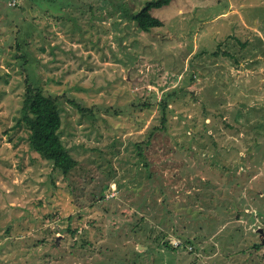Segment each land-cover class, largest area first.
<instances>
[{
	"label": "rangeland",
	"instance_id": "obj_1",
	"mask_svg": "<svg viewBox=\"0 0 264 264\" xmlns=\"http://www.w3.org/2000/svg\"><path fill=\"white\" fill-rule=\"evenodd\" d=\"M148 1L0 0V264H264V0H172L144 32ZM28 81L67 175L13 129Z\"/></svg>",
	"mask_w": 264,
	"mask_h": 264
},
{
	"label": "trees",
	"instance_id": "obj_2",
	"mask_svg": "<svg viewBox=\"0 0 264 264\" xmlns=\"http://www.w3.org/2000/svg\"><path fill=\"white\" fill-rule=\"evenodd\" d=\"M171 1L151 0L146 2L144 7L133 15V20L137 23L139 29L144 32H150L152 29L163 27L164 22L155 17L152 11L169 5ZM214 55H217V53ZM26 56L27 54L25 53L23 57L28 61ZM27 83L28 87L22 115L13 129L22 128L26 133L30 148L41 158L51 162L54 170L67 175L77 167L78 162L72 157L60 135L63 118L59 107V99L47 96L38 86L29 84V81ZM164 101L160 102L163 107L162 127L156 130H167L168 105ZM82 111L85 110L82 109ZM189 243H192V241H189ZM164 247L169 251L175 250L168 242L164 243ZM261 247L262 244L255 245L256 250Z\"/></svg>",
	"mask_w": 264,
	"mask_h": 264
},
{
	"label": "built area",
	"instance_id": "obj_3",
	"mask_svg": "<svg viewBox=\"0 0 264 264\" xmlns=\"http://www.w3.org/2000/svg\"><path fill=\"white\" fill-rule=\"evenodd\" d=\"M176 245L178 246L179 244H178V243H176Z\"/></svg>",
	"mask_w": 264,
	"mask_h": 264
},
{
	"label": "water",
	"instance_id": "obj_4",
	"mask_svg": "<svg viewBox=\"0 0 264 264\" xmlns=\"http://www.w3.org/2000/svg\"><path fill=\"white\" fill-rule=\"evenodd\" d=\"M262 233V232H261Z\"/></svg>",
	"mask_w": 264,
	"mask_h": 264
}]
</instances>
